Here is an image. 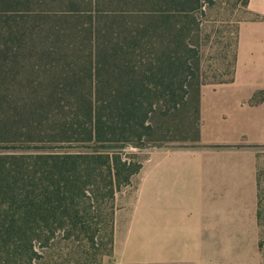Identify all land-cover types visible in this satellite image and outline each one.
Here are the masks:
<instances>
[{
  "label": "trees",
  "instance_id": "trees-1",
  "mask_svg": "<svg viewBox=\"0 0 264 264\" xmlns=\"http://www.w3.org/2000/svg\"><path fill=\"white\" fill-rule=\"evenodd\" d=\"M208 2L0 0V149L46 140L106 143L90 152H0V264H37L59 238L72 244L55 264L103 260L80 261L98 248V202L112 200L143 166L109 148L148 134L155 97L187 93L183 76L198 49L184 32ZM263 98L256 91L250 103ZM106 226L111 255L112 212Z\"/></svg>",
  "mask_w": 264,
  "mask_h": 264
},
{
  "label": "crops",
  "instance_id": "crops-1",
  "mask_svg": "<svg viewBox=\"0 0 264 264\" xmlns=\"http://www.w3.org/2000/svg\"><path fill=\"white\" fill-rule=\"evenodd\" d=\"M234 78L202 84L199 139L150 150L136 201L97 264H264L258 154L264 146V0H248ZM117 218V217H116Z\"/></svg>",
  "mask_w": 264,
  "mask_h": 264
},
{
  "label": "rangeland",
  "instance_id": "rangeland-1",
  "mask_svg": "<svg viewBox=\"0 0 264 264\" xmlns=\"http://www.w3.org/2000/svg\"><path fill=\"white\" fill-rule=\"evenodd\" d=\"M247 6L248 3L245 0H211V2L203 6L202 10L194 12V16H192L194 20L190 21L189 29L184 32L185 41L198 49L197 56H189L188 62L190 63V67L185 70L187 76L185 77V74L183 76V79H185L184 87L186 86L187 93L182 98L175 96L169 99L164 95L155 97L147 118L148 123L151 125L148 134L143 136L142 140L137 144L132 143L124 148L111 147L109 151L119 150L122 156L126 155L125 157L128 160L143 163L148 157L150 150L154 147L164 145L184 146L193 144L198 140L200 122L198 124L195 112L197 86L203 83L227 81L235 73L239 26L241 22L255 16ZM92 9L97 11V5L92 7ZM109 9L124 15V11L122 10L113 6L103 5V10ZM102 145H106V143L98 142L94 139L92 141L46 140L38 144H33L32 142L29 146L26 145L25 147L0 149V152L24 154L90 152L96 150L95 147ZM103 173L106 172L103 171ZM140 174L141 170L133 174L130 182L123 184L121 189L115 192L112 200L106 197L101 203L98 202L100 205L99 209L103 213L100 234L96 238L98 248H90L80 261L99 257L104 259L109 256L110 230L107 228L106 223L109 221L110 213L112 212L114 232L116 219L119 218L120 214L122 217L128 215V209L136 201ZM258 177L260 181L259 201L261 214L260 248L264 251V146L258 154ZM58 240L60 241L49 250L51 251V255L48 254V250H45L43 259L38 260L37 264H55L61 262L58 251L62 250L65 253L69 247L64 248V245L72 243L69 240L60 238ZM86 245L89 246L90 244Z\"/></svg>",
  "mask_w": 264,
  "mask_h": 264
}]
</instances>
